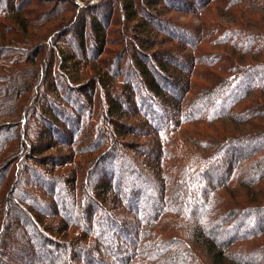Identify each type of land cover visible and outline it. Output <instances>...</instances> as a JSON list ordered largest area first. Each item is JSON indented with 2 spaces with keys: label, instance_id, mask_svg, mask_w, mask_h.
I'll use <instances>...</instances> for the list:
<instances>
[{
  "label": "trees",
  "instance_id": "1",
  "mask_svg": "<svg viewBox=\"0 0 264 264\" xmlns=\"http://www.w3.org/2000/svg\"><path fill=\"white\" fill-rule=\"evenodd\" d=\"M4 1L0 261L11 228L7 217L16 209L49 249L40 264H264V0H106L104 5L120 12L123 22L113 33L110 11L104 16L101 3L90 7L89 0H80L84 6L51 0L53 6L38 13V29L59 15L66 23L49 31L50 47L43 43L45 33L30 34L25 14L31 3ZM59 3L64 4L61 11ZM160 6L201 16V26L194 30L168 21L158 13ZM93 10L95 15H89ZM66 25L72 26L68 30L77 26L73 47L79 55L59 52L52 42ZM150 28L166 39L153 36ZM9 43H35L36 49L6 48ZM174 44L175 49L148 53L153 45ZM45 46L51 49V61L40 70ZM87 50L94 54L84 56ZM30 68L37 69L28 72ZM52 72L63 86L49 87L56 97L48 99L49 109H41L60 114L67 127L58 119L47 124L61 139L69 135L74 159L65 164L72 166L70 173L59 179L37 173L51 183L48 190L65 224L53 231L63 240L40 225L42 217L36 220L23 208L36 209L29 191L36 184L20 185L26 172L36 174L24 168L40 155L30 137L36 120L30 107L38 96L33 86ZM18 80L22 82L16 84ZM74 92L85 101L73 100ZM128 103L155 130L170 122L169 111L179 117L145 151L125 141L148 137L140 132L142 121L123 122L131 118L123 109ZM137 153L141 157L134 158ZM102 172L103 181L96 180Z\"/></svg>",
  "mask_w": 264,
  "mask_h": 264
},
{
  "label": "rangeland",
  "instance_id": "2",
  "mask_svg": "<svg viewBox=\"0 0 264 264\" xmlns=\"http://www.w3.org/2000/svg\"><path fill=\"white\" fill-rule=\"evenodd\" d=\"M25 1L31 3L28 7L26 14H25V18L28 19L27 21H29L30 34L36 33V32H38L40 34L45 33L44 35H46L48 38L43 40V43H48V45L50 47V44H49L50 37L49 36H51L53 32L49 33V31L53 30L58 24L66 23L64 20L65 18H63L62 16L59 15V16H57V18L51 20L46 26H44V28H46L47 30L44 31V28L38 29V27H39L38 26L39 24H37V22L39 21V18L37 17L38 13L40 12V10H42L44 8L52 7L53 4H50L51 0H19V2H25ZM74 1H77V3H79L81 6H84V4L80 0H74ZM89 1H90L89 6L91 7L93 5H99L100 3H101L100 5H104L106 0H89ZM0 2H2V0H0ZM4 2L5 1L3 0V3ZM37 5H40L39 7H41V8H36ZM47 5H49V6H47ZM57 5H59L60 11L64 7L63 3H59ZM110 8L111 7H109L108 5L107 6L104 5L103 9H102L104 11L102 12V14L105 12L104 16H107V14L110 11ZM88 13H89V15H95L96 12L93 10V11H88ZM158 13L162 17H165L168 21L171 20V21H174L175 23L185 24L187 27H191L192 29L194 28V30L195 29L197 30V28L199 29V27L201 26V22H200L201 16L187 15L186 13L178 12V11H170L169 9L163 8V6H160L158 8ZM64 15L66 17H68V14H64ZM110 15H111L110 17L112 18V22H113L112 27L110 28V31H112V33H113L117 29H122L121 23H123V22L121 21V17H120L121 13L118 12L117 10L116 11L111 10ZM212 18H214V15L210 16L208 19H212ZM7 24H11V22H8ZM76 25L73 26V28H71V30L67 29V27L71 26V25H66V27L63 30H62V28H60V30L58 31L59 32L58 36H60L59 39L58 38L56 39V37H52V42L55 41L54 43L58 48L57 51L65 49L67 51V54H70V53L76 54L78 52V51H76L75 47H73L74 44L77 45V43H74V40L76 39L77 31H78ZM150 29H152V28H150ZM90 30H91V28L89 27V29L87 31L89 32ZM152 31H153V33H152L153 36H159L160 39H164V40L166 39V38H164V36L157 34V32H158L157 30H155L156 31L155 32L152 29ZM110 38L111 39L116 38V36L113 35V36H110ZM20 39H22V37H20ZM26 41H27V39H26ZM75 42H77V41H75ZM87 44H89L88 40H87ZM4 45H5V43H4ZM35 46H36L35 43L32 46H26V47L15 46V45L9 43L6 45V48L7 47H16L20 50L27 49L30 51L29 53H31L33 51L35 52V49H36ZM29 47H31V48H29ZM49 47L45 46V48H43V50H42V52H43V56H42L43 59L42 60L44 63L42 64V67H40V70H42V69L46 70L48 68L50 61H51V52H50L51 49H49ZM174 47H178V44H176L175 46L153 45L152 49L149 50L148 53L158 54V53H161L163 51H169V50L175 49ZM112 48L117 49V50L120 49V47H118V46H115V47L111 46V49ZM131 53H132V50L129 51V54H131ZM79 54H81V53L79 52L76 55H79ZM93 54H94V51L87 50L86 54H84V56L91 57ZM180 55H181V53H180ZM25 56H26V54H25ZM21 57H24V55L22 54ZM74 62L75 61H72V63H74ZM124 67L128 68L127 65H125ZM30 69H32V68H30ZM36 69L37 68H33L32 70H30L28 72H31L33 70L35 71ZM22 71L27 72L25 70H22ZM55 72H57V68H56ZM55 72H52L51 75H45L43 79L37 80L35 85L33 86L34 87L33 88V95H35L38 92L36 94L38 96L36 98V95H35L36 102L30 107L31 108L30 111H33V110L36 111V120H33L34 124L31 126L30 137L32 140L36 141V144L34 146L37 149V151L40 150V153H39L40 155H38L37 158H34V160L28 161V163H29L28 166H25V168H24V170H26V171H27V168H30L29 170L34 169V170H36V174H34V173L32 174L31 172L30 173L26 172V174L23 175V177L20 179V185H26L27 183L36 184V185H34L33 188H29V191H31L33 193V195L35 196L34 200L36 201L35 202L36 203V209H34L28 205H24L23 208L25 210H27L28 212H30V214L34 218H36V220H38V217H42V223H40V225H43L44 227H46L45 228L46 231L49 232L51 235H53L58 240L59 239L63 240L64 239L63 235H60L58 232L53 231V230H63L65 228V224H64V221L57 216L58 213L55 209H57L59 206L57 207V205L55 204V198L56 197H55V195H52L50 193V191L48 190L49 188H51V183L49 181H46L45 180L46 178L44 179L43 176L39 177L38 173H37L40 171L43 175H45L47 177L50 176L49 179L50 178L51 179H54V178L59 179L60 176L66 175L67 173H70L69 171L71 170L72 166L65 165V164L69 163L70 161H72L74 159V154H72V151H71L72 148H71V146H68L69 135L67 136V139L63 138V137L61 139V137H59V134L54 132V130L52 128H50L47 124V120L49 121L52 119H58L59 123L63 127H67L66 124L61 120L60 114H57V113L54 114V112H52V113L50 112V114H49L46 112L47 108H45V110H43V111L41 109L42 107L44 109L45 106L48 107V109H49V107L52 105L50 104L48 99L49 98L53 99L54 97H56L55 94L54 95L50 94V92H49L50 90H48L49 87L51 85H55V87H57V85L63 86L61 78L59 76L55 75ZM183 72L180 71L178 73V75L180 74L182 76ZM29 77L30 76L28 75L27 77L24 76L23 78H29ZM85 79L86 78H82V80H84L82 82V84H84V82H86ZM42 80H43V82H42ZM21 82L22 81L18 80L16 82V84H19ZM47 94H49V95L47 96ZM44 95L47 96V98H45ZM61 96L62 95L59 94V96H57V99H60ZM70 97L75 101H78V100H80V102L85 101V100H83L84 99L83 94H78V92H77V94L75 92L70 93ZM66 105L68 106V104H66ZM103 106H104V104L99 102V109H101V107L103 109ZM170 106L171 107H168V109L172 110L174 104H171ZM131 108L132 107H130L129 103L126 105L125 108H123L124 111L126 110L128 115L131 117L127 121L125 120L123 122L127 123L128 125L129 124L136 125V123H139L140 121H142L141 120L142 117L139 116L138 114H134V112H132ZM169 113L171 114L170 117L168 118L170 122L164 123V124L162 123V125H160V128L158 130H155L153 127H150V126H145L146 122L144 120L141 122V124H138L141 127L140 132L143 135H147L148 137L142 138L140 136H134V137L128 136V137H126L125 141L130 143V144L141 145L144 147L143 149L145 151H148V150L154 148L155 142L159 141V139H160L159 132L166 131L169 126L172 127L173 126L172 122L177 121L175 119H177L179 117V116L174 117V115H173L174 113L171 111H169ZM66 115L67 114H65V116ZM39 142H41V143H39ZM43 143H45L48 147H51L49 145L54 146V149L46 151V149H45L46 146H45V144L43 145ZM145 151H143V152H145ZM27 153L28 152H26V155H27ZM136 155H139V157H141L140 153L133 154V157L137 158L138 156H136ZM133 157H131V158H133ZM76 161L78 162V161H80V159L77 157ZM103 173L104 172L99 173L98 176H96V180L103 181V177H104ZM217 174L218 173H215L214 176H217ZM53 184H55L54 186L59 185L54 181H53ZM61 185L64 187V184H61ZM58 190H57V193H58ZM54 192H56V190ZM65 193H67V192H65ZM67 195H68V193H67ZM4 198L1 197L0 200H5ZM69 199H70V197H69ZM3 205L4 204H2V206ZM7 219H8L9 224L11 225V228H10L8 236L6 237V240H5L7 246L3 247L4 255H1L2 258H1L0 264H40L42 262H45L43 256L45 253H47V250H49V249L46 248V246H44V244H42V242L37 238V236H35L36 235V232H35L36 229L31 225L32 222H30L26 217H24L23 214L21 213V211H17L16 209L14 211L12 210L11 214L9 213ZM33 236H34V238H32ZM92 264H95V263H92Z\"/></svg>",
  "mask_w": 264,
  "mask_h": 264
}]
</instances>
